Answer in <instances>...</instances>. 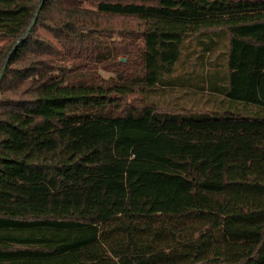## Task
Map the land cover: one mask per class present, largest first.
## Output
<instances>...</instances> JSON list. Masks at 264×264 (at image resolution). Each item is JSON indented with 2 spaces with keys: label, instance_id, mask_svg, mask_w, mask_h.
<instances>
[{
  "label": "trees",
  "instance_id": "obj_1",
  "mask_svg": "<svg viewBox=\"0 0 264 264\" xmlns=\"http://www.w3.org/2000/svg\"><path fill=\"white\" fill-rule=\"evenodd\" d=\"M192 36L211 108L162 109ZM0 40V264H264V0H0Z\"/></svg>",
  "mask_w": 264,
  "mask_h": 264
},
{
  "label": "rangeland",
  "instance_id": "obj_2",
  "mask_svg": "<svg viewBox=\"0 0 264 264\" xmlns=\"http://www.w3.org/2000/svg\"><path fill=\"white\" fill-rule=\"evenodd\" d=\"M115 39L117 40V38ZM3 42L4 40H0V45ZM216 56L217 51L214 53L203 52L200 42L197 40L196 36H192L189 41H186V45L183 48L181 56V60L184 62H180L178 64L173 77H183V74L184 76H190L195 81L193 83L186 84L183 87L179 84L168 85L165 87L161 86V92L156 98L161 108L181 109L180 107H183L184 111L186 109L209 110L211 108V103L205 102L206 96L208 95L207 90L198 88L197 85L198 83L202 85L201 81L212 67V63L218 62V59L215 58ZM100 73L105 77L110 75L104 71H100ZM183 91H186L187 94H181ZM174 96H176L175 99L173 98ZM175 102L177 103L175 104Z\"/></svg>",
  "mask_w": 264,
  "mask_h": 264
}]
</instances>
